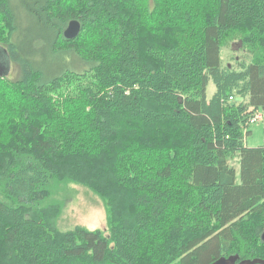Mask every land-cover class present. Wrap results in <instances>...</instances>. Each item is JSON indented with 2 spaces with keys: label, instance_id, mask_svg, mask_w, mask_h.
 Returning a JSON list of instances; mask_svg holds the SVG:
<instances>
[{
  "label": "trees",
  "instance_id": "1",
  "mask_svg": "<svg viewBox=\"0 0 264 264\" xmlns=\"http://www.w3.org/2000/svg\"><path fill=\"white\" fill-rule=\"evenodd\" d=\"M171 3L148 0L145 13L189 22ZM127 4L0 0V81L28 102L16 122L0 112V264L264 260V145L245 143L264 109V37L236 67L221 56L229 31L252 24L244 41L261 36L264 0H212L199 33L151 42L141 23L121 26ZM73 19L82 29L67 39ZM63 92L70 120L52 107ZM92 178L107 230L56 229L57 184Z\"/></svg>",
  "mask_w": 264,
  "mask_h": 264
},
{
  "label": "rangeland",
  "instance_id": "2",
  "mask_svg": "<svg viewBox=\"0 0 264 264\" xmlns=\"http://www.w3.org/2000/svg\"><path fill=\"white\" fill-rule=\"evenodd\" d=\"M210 1L212 0H172V3L169 6H172L171 8L173 10H176L181 14L189 12V22L185 21L183 23L179 22L178 19L164 21L167 17L165 15L163 16V10H159L160 7L163 8V6H161V2L160 7H157L154 13H147L148 15H146L145 12L148 11V0H127V6H123L124 9H126L124 11L125 15L121 19L120 24L122 27H127L128 24L134 25L137 22L140 26L142 24L143 32L141 33V42H147L149 39L151 42V39L157 40L159 38L165 41L170 36L181 37L182 40H186L187 33L193 34L200 32L204 16L211 8V6H209ZM132 6H138L139 9H137V13L141 11L144 18L136 16V11L131 10ZM166 26L169 29H161ZM253 27L254 26L252 24H247L246 28L242 31H229L225 39V45L222 47L221 52L223 65L236 67L237 62L244 57H247L249 61V55L252 54L250 52V48H252V46L258 48L260 41H262L264 37V30L261 28V39L259 35L257 36L256 34L254 39H251L252 41H244L243 36L249 33V30L251 31ZM87 35L88 34H86L85 38L81 41H86ZM96 37L97 34L95 35V39H93V41L96 40ZM10 85L11 84L7 80L0 81V112L2 114L7 113V116L11 117V119L16 122L14 118L15 116L11 111L19 114V108L22 104H27L28 102H25L22 98L20 91L18 92L14 86ZM215 91L216 87L211 81L207 87V96L210 98ZM238 100H241V98ZM56 102H60L61 106L59 108L52 106L54 112L57 115H59V113L66 114L64 113L66 105L67 114L65 117L70 120V116L74 112L76 103L72 102L70 98H66L65 92L60 93L56 97ZM259 111L262 114L263 119L250 124L248 128L249 133L245 138V143L248 147H258L264 145V109L261 108ZM234 165L237 169V177L240 180V165L236 161L234 162ZM95 182L96 180L92 178L85 180V182L73 181L60 182L57 184L52 196L49 199V203L51 202L53 208H55L57 212L55 215H52L56 216L52 217L56 229L60 231H67L79 225L91 230H107V199L101 194V191L95 190V188L89 186H96L97 182ZM171 190L173 192H178L181 189ZM150 260L151 258H149L146 253L141 264H148Z\"/></svg>",
  "mask_w": 264,
  "mask_h": 264
},
{
  "label": "water",
  "instance_id": "3",
  "mask_svg": "<svg viewBox=\"0 0 264 264\" xmlns=\"http://www.w3.org/2000/svg\"><path fill=\"white\" fill-rule=\"evenodd\" d=\"M82 25L81 23L76 20H70L67 27L64 30V36L67 39H74L76 38L79 33L81 32ZM10 70V63L8 59L5 57V55L2 52V49H0V73H7ZM264 238V233H263ZM238 257L237 256H230L228 258L222 257L218 261L214 262L213 264H264V260L262 259H254V260H246L237 262Z\"/></svg>",
  "mask_w": 264,
  "mask_h": 264
},
{
  "label": "built area",
  "instance_id": "4",
  "mask_svg": "<svg viewBox=\"0 0 264 264\" xmlns=\"http://www.w3.org/2000/svg\"><path fill=\"white\" fill-rule=\"evenodd\" d=\"M262 119H263L262 114H261L260 112H257L254 116H252V117L250 118V124H251V123H256V122H258V121H260V120H262Z\"/></svg>",
  "mask_w": 264,
  "mask_h": 264
}]
</instances>
